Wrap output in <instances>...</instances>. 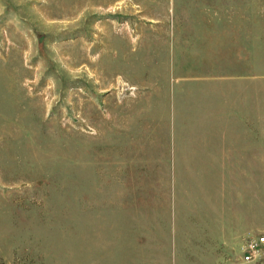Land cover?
<instances>
[{
    "label": "rangeland",
    "instance_id": "374dc122",
    "mask_svg": "<svg viewBox=\"0 0 264 264\" xmlns=\"http://www.w3.org/2000/svg\"><path fill=\"white\" fill-rule=\"evenodd\" d=\"M0 264H264V0H0Z\"/></svg>",
    "mask_w": 264,
    "mask_h": 264
},
{
    "label": "built area",
    "instance_id": "2783aa9c",
    "mask_svg": "<svg viewBox=\"0 0 264 264\" xmlns=\"http://www.w3.org/2000/svg\"><path fill=\"white\" fill-rule=\"evenodd\" d=\"M259 244H260L259 241H255V242L252 241L244 247V252H243V260L244 261L250 262L255 258L256 254L258 252Z\"/></svg>",
    "mask_w": 264,
    "mask_h": 264
}]
</instances>
